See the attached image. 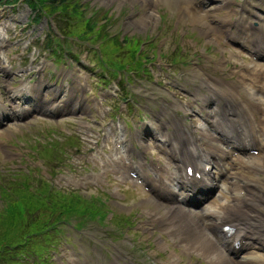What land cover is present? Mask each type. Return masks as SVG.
<instances>
[{"label":"rangeland","instance_id":"1","mask_svg":"<svg viewBox=\"0 0 264 264\" xmlns=\"http://www.w3.org/2000/svg\"><path fill=\"white\" fill-rule=\"evenodd\" d=\"M231 1L219 0L216 5L213 4L214 2H208L206 6L209 10L214 7L210 14L203 12L204 10L202 12L195 10L194 4H191V12L187 14L180 8L181 4L184 7V3L185 5L188 3L183 1L181 3L174 0H67L63 5L53 4L54 9H51L49 7L51 5L48 4L46 10L44 12L40 10L36 16L23 0H0V119L3 116L8 119L5 121L8 126L0 127V175L11 174L21 165L24 166L22 168H25L24 171L31 174L29 183H39L43 172L51 169L53 163L58 166L60 163L51 158L54 155L52 154L54 149L44 151L52 154L47 155L49 157L33 155L35 142L37 141L39 147L41 145L39 142L47 145L48 140L55 139L62 146L67 140L73 139L80 146L67 147L66 169L57 177L54 176L59 183L54 184L60 186L58 187L60 191L51 193V189L43 193L55 194L60 200L59 194L68 197L71 191L76 190L71 187L78 188L77 185L87 184L88 190H78L75 193L84 197L85 202L82 203L83 200L80 198L79 203L85 204L87 201L106 210L103 219L90 217L87 212L79 219L75 215H69L67 220L56 221L58 222L56 227L61 232V242L70 243L69 246L76 248L78 252L72 255L73 252L69 251L64 256L62 253L61 256L65 261L71 260V264H85V260L89 264H160L161 262L199 264L197 252H195L198 247L193 242L188 247L191 249L189 251L171 234H163L165 230L159 227V224L167 222L165 218L167 215L164 214L165 209L162 205L158 206L159 209L154 208L156 200L154 196H150L151 192L143 191L126 175L122 177L126 169L117 163V160L121 162L119 148H115L111 136L106 137L110 132L106 128L109 121L113 117L116 118L115 121H111L114 129L120 128L124 139L131 138L136 147L142 144L146 150L150 149L146 153H150L152 143H145L142 139L146 131V123L152 122L150 123L152 135L167 134L163 137L164 143L170 145L172 140H167L166 132L167 116L177 123H181V119L183 122L191 121L192 123L190 116L197 118L199 114L202 118L198 117L199 122L196 123L202 125L206 117L204 108L199 109L202 103L203 107L209 111L224 105L229 110L230 104L225 103L224 99L231 95L223 91L224 88L218 89L219 92L214 90L209 83H217L225 87L232 86L235 84L234 81L242 75L234 72L237 66L246 62L250 64L255 62L252 57L244 56L245 60L243 55L234 53L233 46L230 48L226 45V41L224 44L221 38H216L217 28L222 27V18L226 17L235 22L243 12L251 16L250 9L253 7L259 8L261 13L264 11V3L260 0H240L236 2L238 9H226L225 3ZM64 11L67 21H64L65 25L62 26L63 32L59 28L58 17L62 16ZM148 13H152V17L148 18ZM254 14L253 12L252 16ZM208 17L214 22L213 24H210ZM87 23L89 25H86ZM259 27V24L254 26L256 33ZM236 28V26L232 27L231 30L235 31ZM231 36H228V39L235 41ZM222 38L227 39V36L222 35ZM47 39L54 42L53 49L47 47ZM66 45L71 47L70 51L63 50L67 49ZM96 46L101 49L105 47L107 50L109 46H112V49L104 54V59L107 61H114L113 57L117 60L121 59L115 67L117 74L114 69L109 68L107 63L102 64L106 71L103 73L105 75L99 73L96 69V63H98L96 60L100 56L96 52ZM137 47L141 51L131 56ZM55 49L58 55H54ZM240 50L242 48H239ZM233 59L236 62H233ZM34 63L38 68L43 63L48 65L46 73L54 77V81L49 86L57 89L55 94L47 95L46 99H43L44 92L40 93L42 111L47 112L48 105L53 100L61 102L65 100V97H61L65 86L70 87V92L74 95L73 104L70 107H77L76 100L82 94L85 84L91 86V96L102 97L105 100L104 106L102 109H91V101L88 99L86 103H81L83 110L80 113H62L55 115L54 120H50L45 113L31 114L32 111L16 121L9 119L16 111L19 113L24 111L20 110V106L16 108L12 102H3L10 94L7 93L9 89L7 85L12 86L13 91L25 97L22 106H39L34 99L36 95L34 90H37L35 84L38 75L39 78L41 77L38 73L34 74L35 69L31 71ZM68 64L74 65L68 67ZM1 67L7 68L10 73H5ZM60 70L64 71V75L60 74ZM73 71L78 72V79L73 84L67 85L69 76L65 74ZM248 71L246 75L249 77L245 81L247 86H253L249 78L254 76L255 81L257 78L256 75L250 76ZM22 72L26 76L17 77ZM167 75L172 79H168ZM173 81L178 86H174ZM21 87L27 90L19 92ZM59 89L63 91L61 90L60 93ZM243 90L250 96L248 90ZM176 91H178L177 97L173 96V92ZM212 92L215 96H212ZM208 96L212 97V103L206 106L205 100L209 98ZM218 97L220 101L216 102ZM66 98L69 99L71 96L67 95ZM169 100L172 102L170 104L172 107L168 105ZM216 103L219 106H215ZM244 105L249 107L247 101H244ZM161 110L164 114L159 123H155L158 120L156 113ZM6 111L9 116L5 114ZM97 117H102L103 120L96 121ZM209 120L212 122V119L209 118ZM5 122H2L0 126H4ZM191 123H189V131L194 128L196 133L200 134L205 130L201 126L197 132L196 123L193 127ZM102 124L106 125V128L101 129ZM176 125L171 124L173 129ZM209 129L211 132L214 131ZM249 133L253 135L252 130H249ZM137 135L142 137L135 138ZM242 137L244 139L245 132ZM88 138L90 141L86 144L85 141ZM96 138L99 140L97 148L93 144ZM108 141L112 142L110 151L101 154L102 147ZM145 144L148 145L147 148ZM18 147L21 149L19 150ZM161 151L169 153L163 147ZM126 155L124 164L127 160ZM251 156L254 155L244 154L242 159H249ZM26 161L38 166L26 165V167ZM161 162L167 171L166 162L164 160ZM170 165L174 169L175 163ZM215 168L217 167L213 169ZM156 171L161 170H154L153 175H149L151 179L155 177ZM254 176L259 182L261 181L258 172L254 173ZM219 177L216 178V182ZM41 185L37 189L39 193L42 190ZM98 189L108 192L110 198L105 200V204L100 203L93 196ZM235 191V194L239 193L240 197L247 199L249 196L247 191L242 193V189L237 188ZM38 192L33 193L39 194ZM221 193L225 191L222 190ZM221 193L218 194L217 190H214L212 196L200 201L198 205L201 207V213L195 212L197 217H201L207 209L219 207L213 204L225 198ZM99 197L104 199L103 195ZM89 200L93 202H88ZM45 213L46 216L50 215L48 211ZM154 213L157 216H154L155 220ZM0 214L4 215L1 202ZM42 214L44 215V212ZM59 217L62 220L64 216ZM55 219L56 217L53 218ZM53 220L49 218V221ZM5 222L14 226L9 220ZM21 223L25 222L21 221ZM14 228L16 227H12Z\"/></svg>","mask_w":264,"mask_h":264},{"label":"bare ground","instance_id":"2","mask_svg":"<svg viewBox=\"0 0 264 264\" xmlns=\"http://www.w3.org/2000/svg\"><path fill=\"white\" fill-rule=\"evenodd\" d=\"M174 1L188 2L186 5L184 3V7H182L183 4L180 6L187 14L191 12V4H194L195 10L198 9L195 3L199 0H195V2H192V0ZM252 13L250 11L251 16ZM262 13L263 15L255 13L252 16L256 19V25H260L257 33L254 31L253 23L249 20L251 16L244 12L235 22L226 17L222 18V27L217 28L216 38L226 35L228 39V36L232 35L231 37L235 41L231 42L239 44L237 45L239 47H233L234 53L241 54L246 58L252 57L255 62L254 64L246 62L237 66L238 68L234 72L242 75L238 77V80L234 81L235 84L232 86L225 87L217 85V83L208 82L212 84L214 90L219 92L218 89L224 88L222 90L227 91L231 95L224 99L225 103L230 104L229 110L226 105L220 107L216 103L215 106L219 107L215 108L214 111H209L203 107L204 104L202 103L199 105V109L204 108L203 110L206 113V127H203V130L205 129L203 132L196 137L187 134L182 135L179 129L181 125L177 124L172 133L167 136V140L172 141L168 147L166 145L163 146V149L171 153L174 163L185 158V165H183L187 168L191 167L192 175L189 176L185 173L180 174L179 177H173L178 172L174 173V169L170 165L167 166V171H156L155 177L151 179V183L155 182V187L163 193L170 194L172 185L179 186L180 194L184 197L187 191L190 190L189 187H183L186 183L198 188L205 185L214 186L217 185L216 178L223 176L225 186L223 190L225 193L228 192V194L221 193L224 195L226 203L218 208H220V213L228 221V226L232 230L228 229L222 233L216 241L212 235V230L221 224L218 218L203 221L202 217H197L196 211L181 207V205L168 197H162V202L156 201L154 207L159 209L158 206L162 205L165 209L164 214L168 216H165V218L170 222L173 219H180L177 226L187 230L186 240L184 241L185 248L187 249L193 242L198 247V252L205 254L215 264H264V253L261 252L254 251L252 257L245 255L241 259H236L230 253L233 248L236 251L250 248H255L256 250L259 248L264 249V210L262 209V203L264 204V11ZM152 15V13H148L147 16L150 18ZM235 26L237 27L236 30L232 31L231 28ZM226 43L229 44L227 41ZM239 48H242L247 53L243 50L239 51ZM233 62L236 61L233 59ZM246 71H248L250 76L256 75V81L253 80L255 79L254 76L249 78L253 86H247L245 80L249 76L246 75ZM243 89L248 90L250 96ZM212 96H215V93L212 92ZM218 101H220L219 97L216 102ZM244 101H247L249 107L244 105ZM211 103L212 97L205 100L206 106ZM5 114L9 116L7 111ZM190 117L193 126L194 123L198 122V119L193 115ZM209 118L212 119V122ZM209 128L214 131L211 132ZM249 130H252V136ZM193 131L196 133V129L193 128ZM244 132L245 137L243 139L242 134ZM178 139H182V141L178 142ZM251 149L257 150V153L249 159H242V154H233L236 150L249 151ZM214 167L217 168L213 169ZM169 169H171V173ZM253 172L260 174V182L255 179ZM147 175L148 177L150 175L148 171ZM165 176L169 177L165 178ZM242 182H245L246 191L249 194L247 199L240 197L239 193L235 194L237 188L239 190L242 189ZM254 186L255 188H253ZM227 206H240L242 215L233 216L228 214L225 211ZM154 216H156L155 213ZM173 225L176 226V224ZM179 236H182V234ZM220 245L228 252L224 251ZM160 264L168 263L161 262Z\"/></svg>","mask_w":264,"mask_h":264},{"label":"trees","instance_id":"3","mask_svg":"<svg viewBox=\"0 0 264 264\" xmlns=\"http://www.w3.org/2000/svg\"><path fill=\"white\" fill-rule=\"evenodd\" d=\"M25 1L34 10L33 0ZM45 2L53 7V4L63 5L67 0H45ZM29 182L30 177L22 170H16L11 176L0 181V202L4 212V215L0 214V258L19 254L36 255L35 251L44 249V246L48 244L45 234L48 235L52 229V233L57 232L55 225L57 220L58 222L61 220L59 217L61 215L64 216L63 220L73 214L81 216L89 212V214L95 216L103 213L100 212L101 208L93 203H87L86 201L85 204H80V198L83 200L82 203L85 202L84 197L80 194L71 192L68 197L59 194V200L55 194L43 193L50 191L47 182L41 185L42 190L40 193L37 191L38 188H31ZM45 211H48L50 215L46 216ZM54 217H56L55 220H53ZM49 218L53 221H49ZM4 220H9L14 226L9 225V222ZM21 221L25 223L20 224ZM17 223L18 225L15 226ZM12 227L16 228L12 229ZM36 237H42L40 243Z\"/></svg>","mask_w":264,"mask_h":264}]
</instances>
